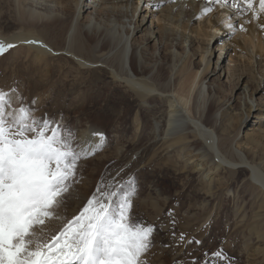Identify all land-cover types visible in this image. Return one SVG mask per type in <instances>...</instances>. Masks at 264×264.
I'll return each mask as SVG.
<instances>
[{"label": "rangeland", "instance_id": "rangeland-1", "mask_svg": "<svg viewBox=\"0 0 264 264\" xmlns=\"http://www.w3.org/2000/svg\"><path fill=\"white\" fill-rule=\"evenodd\" d=\"M56 1L57 6L61 4V0ZM183 1L181 9L178 3L183 5ZM135 2L118 0L103 4L116 11L111 15H101L100 24L112 33L116 32V35L123 34L125 41L129 28H134L131 21ZM87 3L98 7L102 5L101 0H86ZM138 3L140 6L133 22L137 20L140 23L145 15L147 27L151 23L150 15L154 13L156 18L151 26L154 32L158 30V25L165 24L169 31L178 36L174 42L178 52L188 51L195 56L194 61L199 62L200 58L196 54L198 47L192 48L193 43L190 42L191 33L169 22L170 18L173 22L185 20L189 10L187 1L138 0ZM208 5L212 11L203 15L202 22L210 16H220V8L215 6L216 3ZM14 9L11 0H0V32L8 33L20 27L11 20L15 16ZM90 10L88 8L84 15ZM234 12L232 9L229 16L233 18ZM63 15L67 16L65 13ZM239 15L245 20V25L254 18L251 12L240 11ZM239 15L224 23H232L233 30L220 33L221 37L232 42L227 48L230 52L231 46L241 51L239 46L246 37V27V30H241L240 25L235 27L239 23ZM199 22L197 19L189 23L195 27ZM35 34L42 36L41 32ZM155 40L150 43L152 48ZM220 43L218 41L210 46L216 51L212 56V69L216 67L217 58L222 53L217 47ZM62 51L66 50L59 49L50 54L47 56L48 62L44 63L21 45L8 49L0 56V89L9 93L11 107L31 105L35 117L47 116L71 129L77 150L92 153L79 162V182L71 190L69 202L60 209L61 215H66L68 219L76 215L98 185L102 189L106 185L110 186L107 189L110 192L135 180L137 191L133 197L131 215L156 227L152 247L142 257L146 264H264V194L260 186L252 181V172L234 166L217 169V159L211 155L204 160L206 172L210 171L214 177L213 185L209 186L205 175L198 174L194 171L195 167L185 164L183 156L186 152L180 148L168 151L160 147H147L141 151V143L145 140L143 130L151 123L141 110L143 100L137 101L130 97L121 84L108 76L109 71L115 69L112 65L115 52H106L101 58L90 56L87 52L86 59L95 64L81 66ZM227 51L223 52L224 57ZM253 56V60L243 56V66L240 64V67L245 68L248 62L250 65L246 66L239 79L234 76L235 69L229 65L227 54L224 63H220L222 69H218V75L222 76L215 78L214 82L218 86V99L225 102L231 100L236 108L247 106L246 96L241 95V90L237 88V85L239 87L247 83L251 88L247 99L253 93L264 111V86L259 90L255 78V74L260 76L264 72V57L255 52ZM46 66L51 69L50 72L45 71ZM125 68L130 72L128 63ZM260 116L259 111H253L252 121L246 126V123L242 125V115L234 114L232 118L226 117L227 121H223L221 126L228 125L234 140L231 145L237 143L247 153L260 171H256L259 175L255 172L256 177L261 176L259 179H263L264 135L257 129L264 128V118ZM85 125L95 127L102 135L92 134L94 139L84 143L77 130ZM116 171H119L116 177L110 179ZM173 231L176 233L175 239ZM181 233L185 235L186 242L179 240ZM218 250L223 252L221 257L211 255ZM205 253L208 255L205 256Z\"/></svg>", "mask_w": 264, "mask_h": 264}, {"label": "bare ground", "instance_id": "bare-ground-1", "mask_svg": "<svg viewBox=\"0 0 264 264\" xmlns=\"http://www.w3.org/2000/svg\"><path fill=\"white\" fill-rule=\"evenodd\" d=\"M115 1L118 0H101L102 5L98 7L86 4V0H61L58 6L56 0H11L15 8V16L11 20L20 27L8 33L0 32V40L15 46H26L29 52L41 58L42 63L48 62L47 56L59 49L66 50L62 52L81 66L95 64L86 59L87 52L95 58H101L106 52H115L113 56L115 64L112 62L115 69L109 71L108 76L112 78L111 80L121 84L125 92L130 93V97L137 101L143 100L140 104L141 110L146 113L147 120L151 123L143 130L145 140L141 143V151L147 147H160L168 151L171 148H180L187 153L183 156L185 164H189L191 168L195 167L194 171L198 174L205 175L210 182L209 186L213 185L214 177L210 175V171L206 172L204 160L212 155L217 159V169L222 170L228 166H234L251 171L252 181L258 187L260 186L259 189L264 194V178L259 179L261 176L257 178L255 175L256 171H260L237 143L235 146L231 145L234 140L231 138L228 125L221 126L223 121H227L226 117L232 118L234 114H241L242 125L246 123L248 126V122L252 121V112L255 110L261 114L259 118H264L262 104L258 102L253 93H250L247 99V93L251 88L246 83L239 87L237 85V88L241 90V95L246 96L247 106L236 108L231 100L225 102L218 99V86L214 82L215 78L222 76V74L218 75V69H222L220 63H224L227 54L229 65L234 66L235 69L234 76L239 79L246 66L250 65L248 62L245 68L240 67V64L243 66V56L253 60L255 52L260 57H264V28L260 26L264 25V14H261L258 19L253 18L245 25V20L231 5L216 4L215 6L220 8V16L218 18L210 16L202 22L201 19L205 14L202 15V9L209 6L208 0H185L189 9L185 14V20L177 19L173 22L170 18L169 22L188 31V34L191 33L192 48L198 47L196 54H198L197 58H200L199 62H195V56L190 52H178L174 45L178 36L169 31V27L165 24L158 25V30L154 32L151 28L156 18L154 13L150 15L152 19L147 27L145 26L148 20L146 21L145 15L140 23L137 20L133 22L140 6L138 0L135 2L136 6L133 7L131 21L134 28H129V35L125 41L123 34L116 35V32L112 33L102 26L99 22L100 16L111 15L116 11L115 8L109 9L103 4ZM182 3L183 5L178 3L181 9L184 1ZM255 6H258V0H255ZM88 8L91 10L84 15ZM232 9L235 10L234 17L240 16L239 23L235 27L243 25L247 31L244 43L239 46L241 51L231 46L229 48L232 52H230L227 48L232 42L228 38L221 37L220 33L234 29V26L229 29L224 25L228 20L234 19L229 16ZM197 19L200 22L195 27L189 23ZM158 20L162 19L158 18ZM57 26H60L59 30ZM131 30L132 35L130 36ZM35 32H41L42 36ZM140 32H143L142 35H138ZM186 39L187 37L183 40ZM153 40L155 42L152 48L150 43ZM26 41L39 43L30 44ZM218 41H221L217 47L222 50V53L217 58L216 67L212 69V56L216 51L210 49V46ZM225 50L227 53L224 57ZM127 63L131 73L125 68ZM45 71L50 72L51 69L46 66ZM255 75L260 90L264 86V72L260 76ZM240 110H243L242 113ZM77 131L84 143L94 139L92 134L98 133L95 127L87 125L79 127ZM257 131L264 135V128L258 127ZM138 144L140 145V142ZM118 172L116 171L110 179L113 180ZM258 172L256 173L259 175ZM60 225V221L54 219L47 224L46 230L54 235Z\"/></svg>", "mask_w": 264, "mask_h": 264}, {"label": "snow or ice", "instance_id": "snow-or-ice-1", "mask_svg": "<svg viewBox=\"0 0 264 264\" xmlns=\"http://www.w3.org/2000/svg\"><path fill=\"white\" fill-rule=\"evenodd\" d=\"M208 3L231 4L257 19L264 14V0L258 6L255 0ZM211 11L205 6L202 15ZM14 47L0 40V55ZM77 148L71 129L47 116L35 117L31 105L12 108L9 93L0 89V264H146L142 257L152 247L156 227L131 215L135 180L110 192V186L98 185L76 215H61L79 182V162L92 154ZM54 219L61 226L53 235L46 229ZM179 240L186 242L183 233Z\"/></svg>", "mask_w": 264, "mask_h": 264}]
</instances>
